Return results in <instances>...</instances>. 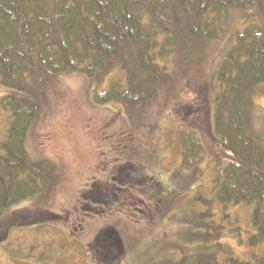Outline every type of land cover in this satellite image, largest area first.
I'll return each instance as SVG.
<instances>
[{"label":"trees","instance_id":"obj_1","mask_svg":"<svg viewBox=\"0 0 264 264\" xmlns=\"http://www.w3.org/2000/svg\"><path fill=\"white\" fill-rule=\"evenodd\" d=\"M229 34L214 76L212 187L220 205L252 207L246 243L261 250L248 261L235 257L219 242L224 227L214 221L213 200L197 194L205 210L188 219L199 245L193 264H264V140L252 122V94L264 85V0H0V111L10 119L0 145V219L51 197L60 183L56 165L26 149L55 78L81 73L94 86L93 103L136 110L177 92L181 76L201 71L207 48ZM176 135L180 170L197 178L204 147L192 130ZM107 249L97 250L99 264H112Z\"/></svg>","mask_w":264,"mask_h":264},{"label":"rangeland","instance_id":"obj_2","mask_svg":"<svg viewBox=\"0 0 264 264\" xmlns=\"http://www.w3.org/2000/svg\"><path fill=\"white\" fill-rule=\"evenodd\" d=\"M229 46L230 34L207 48L201 71L181 76L177 92L136 110L93 103L94 86L81 73L55 78L41 94L26 149L55 164L60 183L51 197L20 203L0 219V264H99L96 252L107 248L112 264H177L183 255L193 264L199 245L188 219L205 210L194 203L197 194L213 200L214 221L224 227L220 243L243 261L259 254L246 243L252 207L222 206L212 187L214 76ZM252 101L264 140V85ZM9 120L0 111V145ZM181 130L194 131L204 147L197 178L180 170Z\"/></svg>","mask_w":264,"mask_h":264}]
</instances>
